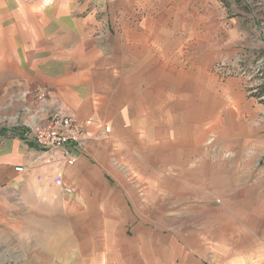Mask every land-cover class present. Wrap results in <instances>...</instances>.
I'll list each match as a JSON object with an SVG mask.
<instances>
[{
    "label": "rangeland",
    "instance_id": "374dc122",
    "mask_svg": "<svg viewBox=\"0 0 264 264\" xmlns=\"http://www.w3.org/2000/svg\"><path fill=\"white\" fill-rule=\"evenodd\" d=\"M53 1L0 0V133L41 123L20 116L29 99L44 102L36 92H49L31 83L23 100L13 96L10 41L30 38V26L14 24L26 5ZM64 2L108 26L97 34L130 23V46L143 21L175 17L191 22L192 42L173 47L163 31L158 71L149 56L148 74L115 73L89 88L95 112L78 118L92 124L70 144L82 157L74 193L62 189L47 208L63 220L49 216L39 237L18 226L28 222L9 195L0 205V264H264V0ZM36 237L47 251L23 248Z\"/></svg>",
    "mask_w": 264,
    "mask_h": 264
},
{
    "label": "crops",
    "instance_id": "0c3cea01",
    "mask_svg": "<svg viewBox=\"0 0 264 264\" xmlns=\"http://www.w3.org/2000/svg\"><path fill=\"white\" fill-rule=\"evenodd\" d=\"M193 1L200 6L207 3V0H192L191 6L194 5ZM71 5L72 2L64 0L40 6L30 3L26 5L29 13L14 18V24L24 27V31L30 26V32L24 33L30 34V38L27 35L24 38L23 35V39H20L17 38L19 33H15L14 40L10 41L13 42L11 55L15 63L12 71H9L13 79L8 87L19 100H23L21 96L31 88V83L49 92L44 102L28 100L30 112L20 116L25 125L43 122L49 111L58 108L80 118L92 116V111H95L94 102L88 96L89 88L95 89L103 82L104 85L110 83L113 77L116 78L115 73L133 79L134 76L148 74L144 59L149 56L152 57V69L159 70V48L156 44L161 43L163 31L169 36L168 43L173 47L186 46L192 42L191 22L184 19L180 25L179 19L175 17L172 20L174 23L170 21L169 25H165L163 19L145 20L137 25L140 31H137L136 36L137 46L130 43L133 47L126 39L128 27H133L130 23L122 22L120 29H115V32L104 29L97 34L98 29L108 26L92 16L77 15L79 12L75 13L76 8ZM173 9L176 10V7L173 6ZM37 27L40 29L33 30ZM110 47L115 57L108 53ZM112 59L117 61L113 62ZM122 60L123 66H120ZM26 127L0 133V205L9 201L11 195L14 211L20 210L23 216L18 217L28 222L23 220L18 226L33 227L37 232L35 234L41 237V226H46L49 216L63 220L62 213H49L47 208L53 207V203L57 205V196L63 191L62 183L71 186L76 181L82 157L79 159L76 156L80 149L69 146V154L75 155L76 164L68 163L63 150L45 149L25 138L23 132ZM90 129L96 128L92 126ZM18 165H25L27 169L17 171ZM43 241L36 237L33 242L22 244L25 249L47 251V243ZM62 249L57 247L53 250L59 254ZM65 256L68 258V253Z\"/></svg>",
    "mask_w": 264,
    "mask_h": 264
},
{
    "label": "built area",
    "instance_id": "2783aa9c",
    "mask_svg": "<svg viewBox=\"0 0 264 264\" xmlns=\"http://www.w3.org/2000/svg\"><path fill=\"white\" fill-rule=\"evenodd\" d=\"M30 93V89L24 91V94ZM35 96L39 99H45L47 94L44 90L36 92ZM56 113L48 117L44 122L36 124L30 130L24 131V136L28 140H33L39 146L45 149L63 150L65 159L68 163H73L76 158L70 155L68 148L71 145H80L86 137L87 127L92 124L93 119L81 120L74 114L66 113L62 108H58ZM29 127V128H30ZM27 169L25 165L16 166V170L23 172ZM68 194H73L74 189L66 184H61Z\"/></svg>",
    "mask_w": 264,
    "mask_h": 264
}]
</instances>
